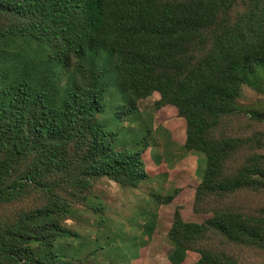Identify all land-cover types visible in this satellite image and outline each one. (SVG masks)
Returning a JSON list of instances; mask_svg holds the SVG:
<instances>
[{"label":"trees","instance_id":"16d2710c","mask_svg":"<svg viewBox=\"0 0 264 264\" xmlns=\"http://www.w3.org/2000/svg\"><path fill=\"white\" fill-rule=\"evenodd\" d=\"M237 1L0 0V18L7 21L0 25V201L36 183L37 173L29 171L7 185L25 157L39 153L40 165L54 167L85 131L91 133L86 154L91 175L127 178L135 187L148 179L143 155L149 145L116 150V134L96 122L107 111L112 78L127 96L128 115L139 112V101L159 92L161 105L176 106L187 118L185 147L205 157L207 189L239 188L242 181L217 180L222 152L204 134L208 119L239 111L235 100L246 77L264 69V0H253L247 19L224 25L204 59L192 63L189 58L190 45ZM65 71L80 79L75 87L60 84ZM178 193L154 200L169 205ZM209 224L236 232L219 219ZM207 228L177 214L169 233L170 262L183 264L185 242ZM247 233L242 226L240 235ZM68 236L55 212L40 211L0 229V248L10 246L7 253L20 264H64L55 251L37 255L33 245L54 248Z\"/></svg>","mask_w":264,"mask_h":264},{"label":"rangeland","instance_id":"374dc122","mask_svg":"<svg viewBox=\"0 0 264 264\" xmlns=\"http://www.w3.org/2000/svg\"><path fill=\"white\" fill-rule=\"evenodd\" d=\"M254 5L253 0H239L228 14H221L217 24L190 45L192 63L210 53L224 25L247 19ZM6 22L0 18V25ZM246 79L235 100L239 111L208 119L210 127L204 134L222 152L217 180L242 181L239 188L207 189L205 157L185 147L187 118L176 106L161 105L159 92L139 101V112L128 115L127 96L118 79L112 78L107 111L96 122L116 134V150L149 145L143 155L148 179L135 187L127 178L91 175L86 162L91 133L85 131L54 167L40 165L39 153L18 164L7 185L18 183L29 171L37 173V181L13 199L0 201V229L17 226L40 211L55 212L57 224L71 236L54 248L34 244L37 255L55 251L64 264H172L169 233L179 214L185 222L208 227L185 242L188 252L183 264H264V69ZM79 82L70 71L60 80L70 88ZM177 190L169 205L154 200L155 195ZM213 219L236 232L229 234L209 224ZM242 226L248 228L246 238L240 235ZM150 229H154L151 236ZM9 248H0V264H20L7 253Z\"/></svg>","mask_w":264,"mask_h":264}]
</instances>
